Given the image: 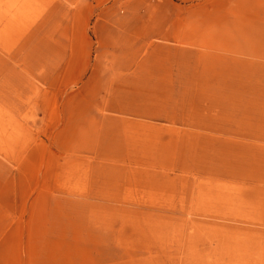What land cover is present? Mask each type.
I'll return each instance as SVG.
<instances>
[{
  "label": "rangeland",
  "instance_id": "rangeland-1",
  "mask_svg": "<svg viewBox=\"0 0 264 264\" xmlns=\"http://www.w3.org/2000/svg\"><path fill=\"white\" fill-rule=\"evenodd\" d=\"M0 264H264V0H0Z\"/></svg>",
  "mask_w": 264,
  "mask_h": 264
}]
</instances>
